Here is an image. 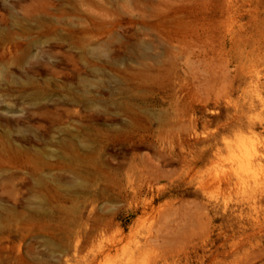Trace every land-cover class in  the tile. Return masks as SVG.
Segmentation results:
<instances>
[{
    "label": "rangeland",
    "instance_id": "obj_1",
    "mask_svg": "<svg viewBox=\"0 0 264 264\" xmlns=\"http://www.w3.org/2000/svg\"><path fill=\"white\" fill-rule=\"evenodd\" d=\"M0 264H264V0H0Z\"/></svg>",
    "mask_w": 264,
    "mask_h": 264
},
{
    "label": "bare ground",
    "instance_id": "obj_2",
    "mask_svg": "<svg viewBox=\"0 0 264 264\" xmlns=\"http://www.w3.org/2000/svg\"><path fill=\"white\" fill-rule=\"evenodd\" d=\"M71 222V221H70ZM64 241V240H63ZM63 241H62V243H63Z\"/></svg>",
    "mask_w": 264,
    "mask_h": 264
}]
</instances>
